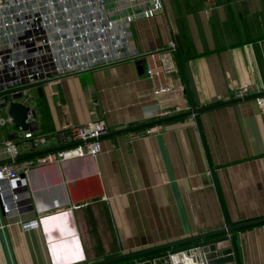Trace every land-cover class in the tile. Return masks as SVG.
<instances>
[{"label": "crops", "instance_id": "0c3cea01", "mask_svg": "<svg viewBox=\"0 0 264 264\" xmlns=\"http://www.w3.org/2000/svg\"><path fill=\"white\" fill-rule=\"evenodd\" d=\"M162 2L131 26L145 58L57 77L42 95L29 90L34 132L96 118L108 132L98 155L26 173L20 210L6 213L0 202V264H86L264 217L257 99L189 113L236 99L243 85L264 91V0ZM154 61L163 69L155 82L147 72ZM158 85L168 89L156 94ZM166 110L173 112L161 116ZM8 113L0 102V115ZM150 122L158 132L132 135ZM7 140L19 144L18 160L63 146L35 148L15 124L0 126V147ZM11 162L0 156V164ZM35 219L38 226H24ZM233 234L198 244L228 239L222 248L234 247L238 264H264V222Z\"/></svg>", "mask_w": 264, "mask_h": 264}, {"label": "built area", "instance_id": "2783aa9c", "mask_svg": "<svg viewBox=\"0 0 264 264\" xmlns=\"http://www.w3.org/2000/svg\"><path fill=\"white\" fill-rule=\"evenodd\" d=\"M163 7L162 0H0V92L13 89L35 80H53L128 60L146 57L133 45L132 23ZM175 47V45H173ZM148 75L155 82L163 73L157 62H152ZM36 78V79H34ZM158 85L155 93L166 91ZM26 89L12 93L7 100L21 102L29 107L28 129L24 137L33 147L59 140L60 148L35 158L18 160L19 144L7 140L0 147V156L12 159L0 164V202L4 212L20 210L18 189L24 180L22 173L87 155L96 156L102 151V138L108 132L107 122L96 118L81 125L41 134L32 129L37 120L35 99ZM250 85L236 90L237 98L258 93ZM6 97V96H5ZM264 110V95L256 97ZM177 109H180L179 107ZM172 110L160 113L171 114ZM15 124L10 113L0 115V126ZM160 125H151L133 131V136H146L158 132ZM38 220L24 223L26 228L38 226ZM208 264L203 245H192L179 250L147 258L136 259L135 264Z\"/></svg>", "mask_w": 264, "mask_h": 264}, {"label": "water", "instance_id": "95a60500", "mask_svg": "<svg viewBox=\"0 0 264 264\" xmlns=\"http://www.w3.org/2000/svg\"><path fill=\"white\" fill-rule=\"evenodd\" d=\"M144 62H145V59H142L140 62V65L142 66ZM34 79H36V78H34ZM49 81L50 80H35L34 82H30L28 84H24L22 86H19V87L13 88V89L1 91L0 92V102H1L2 106L5 107L7 105V100H10L12 98V93H14L15 91H19V93L16 96H20L22 94V91L26 90V89L36 88L37 91L40 93V95H42L43 94V85L48 83ZM260 95H264V91L258 92L255 94L247 95L244 98H236L233 100H227L224 102H219V103L212 104L209 106H205L202 108H197L196 106H194L193 110L190 111L189 113L190 114H198L202 110L226 105V104L233 103V102H236V101H239L242 99L256 98L257 96H260ZM5 96H7V97H5ZM29 110H30L29 107L26 106L24 103H21V102H12L10 104V106L8 107V112L13 117L15 125L17 127H22L23 129L29 128V124L27 123ZM159 121H162V120H159ZM153 124H154V122H150V123H147L144 125L150 126ZM17 159H19V158H17ZM21 177L23 179H25L26 173H22ZM262 222H264V217L248 220V221L241 222L238 224H230V222L227 221V225L224 226L223 228L203 232V233H200L197 235L173 240L170 242L158 244V245L151 246L148 248H144L141 250L121 254L118 256H114V257H110V258H106V259H102V260H98V261L90 262V263H86V264H117V263H122V262H125L127 260H131L133 258H137V257L143 256L146 254H150V253H153L156 251L173 248L175 246H179V245L194 242V241L209 239L211 237L220 235L222 233H228L230 235V238L233 239V237H234L233 232L235 230L241 229L243 227L251 226V225H256V224H259ZM223 240H225V239L219 238L213 242L203 244V252L205 253V257L207 259L208 264H238V261H237L236 255H235L234 247L219 248L218 245ZM132 264H135V263H132ZM145 264H151V263L149 261H146Z\"/></svg>", "mask_w": 264, "mask_h": 264}, {"label": "trees", "instance_id": "16d2710c", "mask_svg": "<svg viewBox=\"0 0 264 264\" xmlns=\"http://www.w3.org/2000/svg\"><path fill=\"white\" fill-rule=\"evenodd\" d=\"M199 241H194V242H190V243H186V244H182V245H179V246H175L173 248H169V249H164V250H160V251H156V252H153V253H150V254H146V255H143V256H140V257H137V258H133L132 260L134 259H147V258H150V257H153V256H156V255H159L161 253H164V252H167L168 250H179V249H182V248H187V247H190L191 245L193 244H198ZM128 261V260H127ZM126 262V261H125ZM123 263V262H122ZM117 264H120V263H117Z\"/></svg>", "mask_w": 264, "mask_h": 264}, {"label": "rangeland", "instance_id": "374dc122", "mask_svg": "<svg viewBox=\"0 0 264 264\" xmlns=\"http://www.w3.org/2000/svg\"><path fill=\"white\" fill-rule=\"evenodd\" d=\"M227 241H228V239L223 240L222 242L219 243L218 246H219L220 248L226 246L225 244H226Z\"/></svg>", "mask_w": 264, "mask_h": 264}]
</instances>
